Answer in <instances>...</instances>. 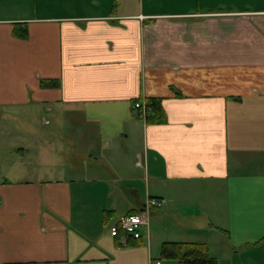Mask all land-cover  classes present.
<instances>
[{"label":"crops","instance_id":"0c3cea01","mask_svg":"<svg viewBox=\"0 0 264 264\" xmlns=\"http://www.w3.org/2000/svg\"><path fill=\"white\" fill-rule=\"evenodd\" d=\"M171 241L264 264V0H0V264H178Z\"/></svg>","mask_w":264,"mask_h":264},{"label":"trees","instance_id":"16d2710c","mask_svg":"<svg viewBox=\"0 0 264 264\" xmlns=\"http://www.w3.org/2000/svg\"><path fill=\"white\" fill-rule=\"evenodd\" d=\"M14 32L19 37L27 36L25 25L17 27ZM145 105L147 110L144 120L146 122H163L165 120L159 98H147ZM139 116L141 117L140 110ZM161 257L174 259L178 264H218L217 259L209 254L207 245L202 242H164L161 246Z\"/></svg>","mask_w":264,"mask_h":264},{"label":"built area","instance_id":"2783aa9c","mask_svg":"<svg viewBox=\"0 0 264 264\" xmlns=\"http://www.w3.org/2000/svg\"><path fill=\"white\" fill-rule=\"evenodd\" d=\"M134 108L141 111V116L145 118L146 105L145 101L134 102ZM163 199L158 198H147L145 201L144 209H150L153 207H161L163 205ZM148 224V218L146 211L131 212L123 215L118 221L113 223L110 227V234L112 236H120L122 243H127V238H132L134 240L139 239L141 234V229L143 226ZM151 264H160V260L151 262Z\"/></svg>","mask_w":264,"mask_h":264},{"label":"rangeland","instance_id":"374dc122","mask_svg":"<svg viewBox=\"0 0 264 264\" xmlns=\"http://www.w3.org/2000/svg\"><path fill=\"white\" fill-rule=\"evenodd\" d=\"M64 167H65L64 169H68V170L70 169V168H66V165Z\"/></svg>","mask_w":264,"mask_h":264}]
</instances>
